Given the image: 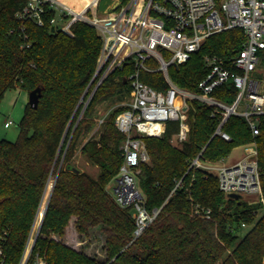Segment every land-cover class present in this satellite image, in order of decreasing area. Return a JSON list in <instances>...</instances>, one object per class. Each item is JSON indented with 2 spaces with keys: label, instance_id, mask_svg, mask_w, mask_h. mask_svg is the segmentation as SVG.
I'll return each instance as SVG.
<instances>
[{
  "label": "trees",
  "instance_id": "16d2710c",
  "mask_svg": "<svg viewBox=\"0 0 264 264\" xmlns=\"http://www.w3.org/2000/svg\"><path fill=\"white\" fill-rule=\"evenodd\" d=\"M61 1L76 7L90 0ZM101 1L96 4L97 14L104 10ZM117 1L119 6L128 2ZM25 2L0 0V100L11 88L25 93L40 89L36 107L24 105L17 138L0 139V264H18L30 237L33 243L25 264H34L35 258L43 264H264V213L257 217L264 209V116L255 136L242 117L230 116L222 126L230 139L224 140L213 135L220 112L192 99L186 112L187 137L180 146L171 141L176 121L166 122L160 136L144 137L148 161L139 164L137 182L145 208L158 213L132 239L131 209L117 205L109 191L122 160L124 138L114 118L124 107L93 127L97 103L129 92L127 77L133 61L128 59L98 85L94 80L88 86L101 49L96 29L75 21L69 33L62 31L50 20L63 13L48 3L43 24L37 26L30 18L18 17ZM243 40L239 28L208 36L187 61L168 67L171 81L199 92L197 83L210 70L204 58L215 57L234 70L231 60ZM147 64L155 65L150 60ZM140 79L157 89L166 87L159 71H142ZM211 95L230 102L235 90L228 81ZM249 143L255 146L262 201L226 196L213 173L189 167L197 156L217 162L234 147ZM76 150L97 167L95 175L72 165ZM53 171V184L38 221L36 213ZM195 206L209 209V217L194 213ZM71 218L80 234L99 228L104 238L103 260L55 238L64 236ZM242 224L252 226L239 236Z\"/></svg>",
  "mask_w": 264,
  "mask_h": 264
},
{
  "label": "built area",
  "instance_id": "2783aa9c",
  "mask_svg": "<svg viewBox=\"0 0 264 264\" xmlns=\"http://www.w3.org/2000/svg\"><path fill=\"white\" fill-rule=\"evenodd\" d=\"M97 1L75 11L58 0H26L18 17L30 18L37 26H42L44 7L48 3L63 13V17L50 20L55 25L61 23L62 31L69 33L75 21L92 25L100 37L101 49L88 86L94 80L95 86L98 85L112 71L121 69L128 59L133 61V69L127 77L129 101L114 118V125L124 138L122 160L109 191L117 205L131 209L132 239H135L153 223L158 213L157 209L145 208L137 182L139 164L148 161L144 137L160 136L166 122L176 121L178 127L171 141L180 146L187 137L186 112L192 99L214 106L220 112L213 135L230 139L222 130L230 116L242 117L253 136L259 133L258 123L264 116V0H128L121 6L116 1L114 8L112 4L103 14L91 10ZM233 28L244 33L241 49L231 60L234 70L225 68L215 57H205L210 70L197 83L199 92L182 89L171 81L167 72L170 65L187 61L208 36ZM149 60L156 66L148 65ZM142 71H159L166 87L157 89L148 85L140 79ZM228 81L235 90L232 100L214 98L211 92ZM91 93L82 101L83 107ZM102 123L103 118L97 119L95 128ZM10 124L7 120L3 125ZM250 144L252 148L232 163L205 166L197 156L189 167L214 170L218 189L226 196L231 193L256 195L262 201L255 146ZM194 213L208 218L210 210L195 206ZM32 243L30 237L18 264H25ZM34 264H43V261L35 258Z\"/></svg>",
  "mask_w": 264,
  "mask_h": 264
},
{
  "label": "rangeland",
  "instance_id": "374dc122",
  "mask_svg": "<svg viewBox=\"0 0 264 264\" xmlns=\"http://www.w3.org/2000/svg\"><path fill=\"white\" fill-rule=\"evenodd\" d=\"M79 1V0H75ZM117 0H102L100 2L101 6H104V10L106 9V6L108 5H114ZM110 3V4H109ZM96 9L95 6H91V10ZM97 12V11H96ZM103 14V13H101ZM61 23H57L56 26L58 27ZM262 54V53H260ZM156 66V65H154ZM86 100H84L85 102ZM129 101V92L126 94H121L120 97H117L114 95L111 98H108L106 100L100 101L97 103L95 107V114H96V120L99 118H104L108 115V113L112 112L118 107H126V104ZM27 103V93L24 91H20L17 88H11L5 91L2 99L0 100V139H6L9 141H14L19 133L18 129V122L20 121L24 105ZM83 106V103H82ZM10 120L11 124L8 127H4V122ZM95 120V122H96ZM102 125V124H101ZM96 129L95 125L93 127V130ZM173 144H175L173 142ZM176 145V144H175ZM178 146V145H177ZM252 148V145L247 146L246 148H243L242 146L234 147L230 153L223 158L225 161H230L235 158H238L242 155H245L246 152ZM222 160V161H223ZM221 160L217 161L218 163H222ZM72 165L80 169L81 171H85L91 175H95L98 172L97 167L90 164L85 156H83L79 150L75 151V154L71 160ZM210 172L214 173V170H210ZM54 174L55 171H53V174L49 178V181L47 182V185L45 187V191L43 193L42 202H41V208L37 211L36 217L38 221L42 218V214L44 211V203L47 201L48 198V192L50 191V188L53 184L54 180ZM112 181L109 183V186H111ZM243 200L254 202L258 200L256 195H243L241 196ZM264 213V209H260L257 212V217ZM252 225H247L245 227L241 228V231L239 233V236H242ZM56 239L62 240L65 244L71 246L77 251H83L85 254L89 256H94L97 258H100L101 260L104 259V252H103V243L104 238L101 234L99 228H92L88 231V234H80L78 233L73 225V219L69 221L68 225L65 228L64 236L62 238L55 237Z\"/></svg>",
  "mask_w": 264,
  "mask_h": 264
},
{
  "label": "water",
  "instance_id": "95a60500",
  "mask_svg": "<svg viewBox=\"0 0 264 264\" xmlns=\"http://www.w3.org/2000/svg\"><path fill=\"white\" fill-rule=\"evenodd\" d=\"M112 8H114V5L112 6ZM39 92H40L39 87H36L27 93V103L29 106L36 107ZM80 101H82V98L80 99ZM72 170L77 171V168L72 167ZM238 196H239L238 194H234V193L229 194V197H238Z\"/></svg>",
  "mask_w": 264,
  "mask_h": 264
},
{
  "label": "crops",
  "instance_id": "0c3cea01",
  "mask_svg": "<svg viewBox=\"0 0 264 264\" xmlns=\"http://www.w3.org/2000/svg\"><path fill=\"white\" fill-rule=\"evenodd\" d=\"M87 5H84V6H80L78 3H77V6L76 7H70L72 10H75V11H78V10H81L82 8H84V7H86ZM249 145H251L250 143L249 144H245V145H240V146H242L243 148H246L247 146H249ZM179 146V145H178ZM243 156V155H242ZM242 156H240V157H238V158H235V159H233V160H230V161H225V160H221L222 161V163H227V164H229V163H232V162H234V161H236V160H238L239 158H241ZM225 159V158H224ZM202 164L203 165H205V166H216V165H218V164H220V163H218V162H207V161H202ZM207 171V170H206Z\"/></svg>",
  "mask_w": 264,
  "mask_h": 264
},
{
  "label": "bare ground",
  "instance_id": "6f19581e",
  "mask_svg": "<svg viewBox=\"0 0 264 264\" xmlns=\"http://www.w3.org/2000/svg\"><path fill=\"white\" fill-rule=\"evenodd\" d=\"M58 1H59L60 3H62V4H64L65 6L69 7V5H67V4L64 3L63 1H61V0H58ZM92 1H93V0H90L88 3L92 2ZM88 3H87V4H88ZM87 4H85V5H87ZM70 7H71V6H70ZM70 7H69V8H70Z\"/></svg>",
  "mask_w": 264,
  "mask_h": 264
}]
</instances>
